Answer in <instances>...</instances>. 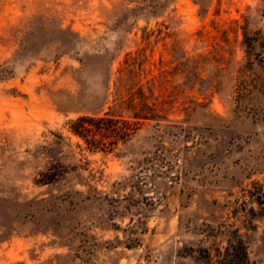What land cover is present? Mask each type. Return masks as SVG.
<instances>
[{
    "label": "rangeland",
    "instance_id": "1",
    "mask_svg": "<svg viewBox=\"0 0 264 264\" xmlns=\"http://www.w3.org/2000/svg\"><path fill=\"white\" fill-rule=\"evenodd\" d=\"M130 109L154 116L114 148L70 131ZM238 241L264 264V0H0V264H217Z\"/></svg>",
    "mask_w": 264,
    "mask_h": 264
},
{
    "label": "trees",
    "instance_id": "2",
    "mask_svg": "<svg viewBox=\"0 0 264 264\" xmlns=\"http://www.w3.org/2000/svg\"><path fill=\"white\" fill-rule=\"evenodd\" d=\"M108 89H110V83H108ZM130 110L133 118H124L121 115L111 114L109 111H105L102 115L100 113L82 115L71 121L70 131L83 138L92 150L114 148L120 141L125 142L137 133L141 127V119H150L154 116L152 111L139 113L133 109ZM59 174L56 171L46 172L43 174L42 181L52 182L58 178ZM248 262V251L245 245L238 241L237 244L226 247L217 264H247Z\"/></svg>",
    "mask_w": 264,
    "mask_h": 264
}]
</instances>
